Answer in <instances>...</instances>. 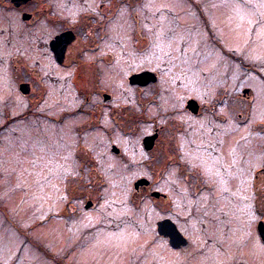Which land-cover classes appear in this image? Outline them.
<instances>
[{"label":"rangeland","instance_id":"rangeland-1","mask_svg":"<svg viewBox=\"0 0 264 264\" xmlns=\"http://www.w3.org/2000/svg\"><path fill=\"white\" fill-rule=\"evenodd\" d=\"M150 1L144 15L157 17L152 26L159 44L154 46L157 58L147 57L160 63L165 55L169 66L165 78L171 81L161 84L162 109L181 106L187 96L205 100L226 96L222 109L232 108L236 114L230 116V125L205 122L201 127L205 134L216 130L214 146L218 135L235 128L227 168L219 164L217 155H212L213 162H202L213 177L209 181L215 178L216 184L197 201L185 195L188 185L172 175L162 184L175 198L172 213L164 208L157 211L149 200L135 205L133 180L152 175L139 163V137L120 131L112 138L101 132L88 136L82 145L96 147L97 154L101 146L105 152L97 168L87 164V169L75 130L88 113L69 115L65 121L60 115L59 122L53 118L82 106L96 109L105 88L113 93L117 105L135 116L137 121L126 122V129L149 133L152 126L140 108L147 105L150 94L145 91L146 98L139 104L127 82L131 70L144 62L142 58L132 57L124 47L121 66L102 74L100 85L92 76L90 86L75 85L71 72L50 67L43 74L48 80H58H50L51 89L40 102L38 77L22 68L19 53L23 51L29 64L39 59L42 29L25 28L18 12L0 9V128L12 119L0 132V264H189L190 259L192 264H264V243L255 232L260 223L264 227V221L258 224L264 218V0H195L204 6L206 19L225 47L211 40L205 21L189 1ZM177 4L185 9L176 8ZM148 10L156 13L151 15ZM26 79L33 85L31 95L18 88ZM245 89L246 96L248 89L252 91L251 100L238 95ZM87 92L89 101L85 100ZM148 108L147 114L155 112ZM239 113L248 117L247 125L243 119L240 126ZM113 142L123 146L124 158L113 159L110 154L105 158ZM81 166L84 171L79 172ZM87 199L97 204L96 212H86ZM169 214L179 221L194 215L189 225L182 221L191 233L193 247L175 254L156 236V222ZM116 222L125 224L124 228H110Z\"/></svg>","mask_w":264,"mask_h":264},{"label":"flooded vegetation","instance_id":"flooded-vegetation-1","mask_svg":"<svg viewBox=\"0 0 264 264\" xmlns=\"http://www.w3.org/2000/svg\"><path fill=\"white\" fill-rule=\"evenodd\" d=\"M187 1L194 7L198 17L205 21L203 23L208 29L211 40L216 44H221V47H223L224 44L217 38L214 28L205 17L204 6H202L201 2L195 0ZM150 3V0H75L71 2L69 0H0V9L6 12H18L17 14L21 15L25 23V28L35 30L38 27L42 29V31L40 30L41 33L39 32L40 37L38 36V38H41L38 46L39 59L34 64H29L26 57L22 55L23 51L19 53L23 57L21 58L23 63V66L21 65L22 68L36 74L38 77L39 93L37 99L40 102L45 100L48 90L50 91L51 89L48 85L52 82L50 80L55 79H51L50 77V80H48L43 74V71L49 70L50 67L54 68L56 72H71L70 80L75 85L90 86L92 84V76L95 77V83L100 85L102 74L111 71L113 68L115 70L116 67H119V64L121 66L124 47L127 48L132 57L135 55L142 58L140 61L144 62L136 69L131 70L127 76V82L135 90L139 104L142 97H144L145 91H148L150 94L147 105L140 108L152 126L149 133L141 135L136 128L126 129V124H128L126 122L137 121L135 116L129 111L126 112L123 105H117L113 93L109 90L107 91L105 88L101 91V97L97 102L96 109L82 106L76 110L64 111L59 114V117H54L53 119L59 122L60 115H62V120L65 121L69 115L75 117V115L80 113H88L84 123L75 130L76 136H79L78 141L81 143L78 146L79 150L80 152H84L86 168L87 164H90L93 169L96 164L98 166L101 163V155L104 158L102 154L105 152L104 147L97 146L101 152L97 154L96 147L82 145L85 138H88L93 133L101 132L112 138L113 133L120 131L139 137V148L141 149L142 159L139 163L145 164L152 175L140 176L133 180L134 192H131L132 202L139 206L142 201L149 200L153 207L158 208L157 211H162L164 208L165 212L172 213L175 198L172 192L162 189V184L167 183L170 177L174 175L188 185V194L185 195H188L191 199L197 201L206 193H209L214 187L213 185L216 184V179L214 178L213 182L209 181L212 175L204 168L202 162L204 160L212 161L214 159L212 155H217L218 158H216L221 159V163L219 164L223 163L227 168L230 157L233 156L230 151L234 140H236L232 138V136L236 135V130L232 128L226 134L221 135V137L218 135V145L214 146L211 144L216 130L212 129V131L208 132L209 134H205V129H202V127L206 123L208 125H214V123L217 125H230L232 120L230 116H236V114H233L232 108L228 111H226V108L222 109L227 104L226 96H223L225 97L223 99L219 95L207 100L201 99L198 96H187L181 106L168 108L167 110L162 109L159 102L163 92L161 84L170 81L166 77L169 66L167 65L165 55L164 59H162L164 61H160V63H157L156 60L154 61L157 58V51L154 49V46L158 42L157 35H155L156 27L152 25L156 23L155 18L157 20V17L148 19L144 15L146 6ZM153 3L156 2L153 1ZM177 5L175 6L176 8L185 9L183 4ZM172 8L168 7L170 14L174 13ZM155 13L153 10L149 11L151 15ZM217 27L220 29L221 25L219 24L218 26L217 24ZM115 37L116 39H114ZM151 54H153L152 57H155L152 60L148 58L151 57ZM240 63L243 64V62ZM243 67L250 69V66L247 67L246 64ZM140 73H149L151 81L145 85L132 83V76ZM57 80L58 78L55 79V81ZM32 81L34 80L32 79ZM59 81L61 80L59 79ZM18 88L25 95L33 93L32 82L27 79L21 81ZM176 89L179 94L181 87L178 85ZM248 91L249 94H252L250 89ZM244 93H246V89L242 93H238L241 99L246 101L252 99V96H249V94L246 96ZM88 95L89 92L85 95L86 101L92 99L91 94L90 98ZM85 104V102H82V105ZM147 108L155 112L149 115L147 114ZM89 115L92 116L91 120L89 119ZM238 116H240V126L243 119L247 125L248 117L243 118V115L240 113ZM8 121L4 124L6 128L12 119H8ZM6 128H0V132L6 130ZM200 142H204V144L200 145ZM122 148V145L113 142L107 147L108 154L105 153V158L107 159L109 154L113 159L124 158ZM232 153H234L233 150ZM79 158L81 157L78 156V166L82 162ZM153 168L157 170H152ZM81 170L84 171L82 166L78 167V171L80 172ZM102 179L105 181L103 176ZM136 184H139L138 187H136ZM85 205L86 212H96L97 204H94L90 199H87ZM79 211H81L80 207ZM112 219L115 221L116 218ZM182 219V221H187L189 225V222L194 219V215L189 214L186 217H182ZM263 219H260L258 224L264 221ZM164 220H170L174 223L186 240L184 245L175 247L171 242L173 240L170 236L165 237L159 234L158 224ZM182 221L174 219L173 215L169 214V216L161 218L156 222V236L167 244L166 248L168 246L172 250V253L175 254L191 246L193 247L191 233L182 227ZM116 223L118 224L110 226L114 231H117L118 227L124 228L125 224ZM255 232L261 242L264 243L258 227ZM167 259L170 262L174 260L171 258ZM191 260L189 264L193 263Z\"/></svg>","mask_w":264,"mask_h":264},{"label":"water","instance_id":"water-1","mask_svg":"<svg viewBox=\"0 0 264 264\" xmlns=\"http://www.w3.org/2000/svg\"><path fill=\"white\" fill-rule=\"evenodd\" d=\"M131 80H132L131 81L132 83H139V84L145 85L151 81V78H150L149 73H140V74H134ZM138 185L139 184H136V187H138ZM158 232L162 236H165V237L170 236V238L173 240L171 242L175 247H180L186 243V240L184 239V237L178 231L174 223L170 220L161 221L158 224ZM259 232L264 241V227L262 223H260Z\"/></svg>","mask_w":264,"mask_h":264},{"label":"snow or ice","instance_id":"snow-or-ice-1","mask_svg":"<svg viewBox=\"0 0 264 264\" xmlns=\"http://www.w3.org/2000/svg\"><path fill=\"white\" fill-rule=\"evenodd\" d=\"M261 248H264V244H261Z\"/></svg>","mask_w":264,"mask_h":264},{"label":"bare ground","instance_id":"bare-ground-1","mask_svg":"<svg viewBox=\"0 0 264 264\" xmlns=\"http://www.w3.org/2000/svg\"><path fill=\"white\" fill-rule=\"evenodd\" d=\"M262 193H264V188L262 189Z\"/></svg>","mask_w":264,"mask_h":264}]
</instances>
